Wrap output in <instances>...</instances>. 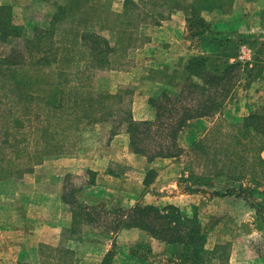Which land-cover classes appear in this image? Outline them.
I'll use <instances>...</instances> for the list:
<instances>
[{
	"label": "trees",
	"instance_id": "16d2710c",
	"mask_svg": "<svg viewBox=\"0 0 264 264\" xmlns=\"http://www.w3.org/2000/svg\"><path fill=\"white\" fill-rule=\"evenodd\" d=\"M93 5L94 0H63L62 4L57 5L56 12L47 28H36L31 38L25 41L24 51L13 48L9 55L0 59V87L3 84L5 90L1 94L4 99L9 100L8 108L5 107L6 111H2L0 108V119L5 117L6 120H9L6 121L7 125H3L1 128L0 158L9 154L8 148H17L15 142L20 144V141H27L28 132H19V129L24 124L22 117L32 113L28 112V109H24L25 111L21 113L12 111L18 100L29 103L41 101V105L46 108V117L50 119L53 115L58 118L63 116V122L66 124L64 127H60L61 139L63 138L60 141H56L54 136L56 131L52 125L48 124V127L37 125L35 130L44 133L42 138L45 136L48 138L42 144L39 142L40 137H37L36 150L33 153L28 152V145H24V143L16 149L18 153L24 151L25 162L16 165L15 160L11 158L0 159V181L7 180L14 174L20 176L24 172H31L32 167L39 164L44 157L61 154L62 147L66 146L64 142L72 140L79 132L80 123L81 125L97 124L116 117L121 119L122 123L127 124V133L130 136V144L134 152L150 160L177 158L186 152L177 143L178 133L184 123L196 118L213 117L222 110L223 102L233 86L232 73L239 68L238 63L227 61L228 57L224 51L226 47L223 48L222 43L221 50L214 56V59L216 57L220 63L219 65L208 67L212 55L190 57L184 67L187 74L181 81L183 82L182 87L172 93H169L166 88L162 90L157 99L150 100V104L156 110L153 121H133L130 111L120 103L122 95L95 93L89 89L83 92L84 86L79 81L71 79L72 73L68 72L72 69L69 66L76 62L74 52L78 51L86 58L85 66L88 65V68L111 70L114 68L112 59L119 53H125L130 47H134V41L137 39L134 34L136 31L133 29L134 26L136 29L137 23L135 25L116 23L119 17L128 18L126 19L127 23L135 20V14L131 7H135L136 3L132 0H124V12L121 15L111 12L104 13L106 14L105 20L109 21L110 19L114 22L107 26L116 34L114 45H111L96 29L89 26L88 29L86 28L90 16L102 19L98 15L99 10ZM132 15L134 18H129ZM190 15L186 20L190 28L200 25L205 27L202 19L198 17L196 9H192ZM81 24H84L83 29L77 28ZM101 25L105 27L108 24L102 22ZM16 31L17 28L11 26L8 17L3 23L0 20L1 41L14 33L18 36L20 32ZM188 31L191 38L202 35L201 31L195 32L191 29ZM206 35L209 36L207 33ZM217 36L225 41L237 38L241 42L245 38H252L239 34H217ZM80 47L85 51H79ZM24 54L28 56V63L25 61ZM52 63H56L59 76L66 75V77L57 80L56 84H50L51 91L47 95H45L47 91L43 90L38 93L36 77L39 73L36 76L28 77L23 69L26 67L33 71H39L38 68L49 67ZM82 72L84 73V70ZM79 74L80 72L77 71L75 75ZM90 78L88 76V81ZM194 79H199L201 83ZM59 111L61 112L58 113ZM33 114L39 121L44 112ZM218 128L219 130H214L209 136L211 141L207 142V145L204 138L208 136L203 137L189 148L196 163H207L204 166L208 173L190 175L186 182H190L193 187L186 186L183 192L205 193L194 187L203 186L212 189L215 180L223 177V187L215 189L210 193V196L234 195L243 198L257 215L262 216L264 213L263 204L255 199L256 195L254 194L262 183L256 179L255 174H252L251 184L241 183V179L245 176L249 165L253 166V170L262 174L264 178V162L260 157L264 148V112H251L242 119L241 123L231 125L227 133H224L221 127ZM41 145L42 149L39 148ZM229 181L238 183L229 185L231 183ZM149 183L150 181L147 184ZM109 227L112 229V233L123 229L137 228L146 231L151 237L163 241L165 244H180L182 246L181 264H209L213 253H215L205 249L207 235L200 226L197 215L194 213L192 217H184L180 210L174 206H165L160 209L146 205L135 206L128 211L119 210L113 220V225ZM57 252L61 253L60 264H74L71 259L72 251L62 248ZM41 254L43 253L41 252ZM112 255V252L109 251L102 264H110ZM52 258V255H47L42 259L41 264H52Z\"/></svg>",
	"mask_w": 264,
	"mask_h": 264
},
{
	"label": "rangeland",
	"instance_id": "374dc122",
	"mask_svg": "<svg viewBox=\"0 0 264 264\" xmlns=\"http://www.w3.org/2000/svg\"><path fill=\"white\" fill-rule=\"evenodd\" d=\"M42 2V0H39ZM45 2H49L50 13L47 15L45 14L46 11H41L39 9H26V11H19L22 7H27L29 0H22V3H18L17 7L19 11L15 14L13 19V24L11 26H15L17 28V33L20 32L18 36L15 33L11 36H6L3 41L0 42V59H3L5 56L9 55L11 49L23 50L25 41L31 38V35L34 33L36 28L44 29L47 28L49 21L51 20L52 16L56 12V7L58 4H62L63 0H43ZM123 1V2H122ZM136 3L135 7H131L135 20L132 22L127 23L124 17H119L116 20L117 24L121 25H131V24H138V26L134 30L136 31L135 37L137 38L134 47H130L125 53H119L112 59L114 71L115 69L120 70H127V68L141 66L146 67L147 64H152L155 61L167 62L172 61L174 58L170 55L167 50V47L162 46L161 44L156 45L158 43V36L159 33L154 31L148 33L145 30L148 28H154L156 26L166 27L168 19L170 18L172 13L179 12L180 18H185V27L183 33V40L189 43V50H194V54L188 57H180L175 58L177 60L176 65L180 64L181 62H187L190 57L199 56V55H212V60L209 62L208 67L219 65L216 56L221 47H226L225 54L227 55V61L229 63H238L239 68L234 70L232 73L233 75V86H231V90L229 91L227 97L224 100L223 108H228L229 104H235L237 106H244L248 103L249 100L252 98H261L264 101V0H132ZM95 8L99 11L98 15L102 17V19L97 18H90L88 19L87 29L88 26L96 29L100 34L105 37L111 45L116 43V34L114 31L110 29L113 20H105L106 14L105 12H111L113 14L121 15L124 12V0H94ZM192 7V8H190ZM28 8V7H27ZM192 9H196L198 12V17L202 19L205 24V27L202 25L200 26H188V22L186 21L190 15V11ZM43 16V17H42ZM205 16V17H204ZM133 15L129 18L133 19ZM12 22V21H11ZM102 22L107 23L105 27L101 25ZM78 24V23H76ZM84 24L79 25L77 28L83 29ZM193 30L195 32L201 31L202 35L191 38L189 37V31ZM10 30V29H9ZM166 30V29H165ZM150 31V30H149ZM147 35L149 36H146ZM207 34L209 36L207 37ZM211 34V35H210ZM217 34L224 35V34H239L250 36L252 38H245V40L238 41L236 40H229L225 41L220 39ZM15 35V36H14ZM212 36V38H211ZM206 37V38H205ZM151 39H155L154 43L149 42ZM153 44L154 52L151 49V58L148 57L147 50L150 49L148 47L149 44ZM222 43V46H221ZM178 47V45H177ZM138 49H142L138 52ZM79 51H85L84 48L80 47ZM157 52V54H156ZM168 52V53H167ZM25 55V61L28 63L29 59L28 56ZM153 55V56H152ZM75 57V64H71L72 69L68 70V72L72 73L70 77L73 80L79 81L83 86V92H86L88 89L95 93L101 94H118L122 95L121 102L125 108L129 109L128 103L125 101L126 98L130 96L131 89L128 86L122 87H114V80L115 78L112 77L111 70H100V69H91L88 68V65L85 66L86 58H84L80 52H74ZM150 61V62H148ZM170 63V62H169ZM181 66L180 68L173 69L172 66L171 71L167 72V66L160 71L159 74H152L153 78L160 79V83L166 80L168 75H173L174 81L177 80L174 84H164L166 88H168L169 93L177 92L179 88L182 87L183 82L182 80L185 79L186 74L184 71V67ZM39 71H33V69H27L26 67L23 69V72L27 74L28 77L36 76L37 73L39 75L36 77L37 83V92L40 93L42 90L47 91L45 95L51 91L49 88L50 84H56V81L60 79H64V77H60L57 69L56 63L49 65V67H41L38 68ZM84 70V73L82 72ZM77 71L80 72L79 75H75ZM173 71V73H172ZM67 72V71H66ZM142 72V71H141ZM147 76L151 77V73L147 72ZM88 76H90V81H88ZM194 81L201 83L199 79H194ZM86 86V88H85ZM52 87V86H50ZM164 87V89H166ZM220 89V88H218ZM225 89H227L225 87ZM3 84L0 87V108L2 111H6L5 107L8 108L9 100L4 99L2 97L1 92L3 91ZM5 91V90H4ZM213 93V91H212ZM159 97V95L157 96ZM156 97V99H157ZM257 98V99H258ZM23 101V100H22ZM17 101L15 104V108H12V111L24 112V109H28V112L32 114H28L22 117V121H24L23 126L19 129V132H28L26 135L25 142L20 141V144L15 142V146L21 147L22 143L24 145H28V152L33 153L36 150L37 137H40L39 142L42 143L45 141L48 136L42 138L44 133L40 130H35V127L44 125L48 127L52 125L55 129V138L56 141H60L61 134H60V127H64L66 124L63 122V116L59 118L53 115L52 118L46 117V108L41 105V101H34L33 103H29L27 101ZM262 101V102H263ZM12 107V106H11ZM155 108V107H154ZM222 110L220 112H222ZM62 111V110H61ZM59 111L58 113H60ZM255 111L264 112V105L257 108ZM36 112H44L41 114V118L39 121L35 118ZM81 113L80 111H78ZM220 114V113H218ZM0 119V140H1V128L3 125H7L5 117H1ZM5 118V119H4ZM119 119V118H118ZM38 121V122H37ZM41 122V123H40ZM38 123V124H37ZM40 123V124H39ZM79 132L72 138V140L65 141L66 146L62 147L61 154L58 155H65L71 154L74 152H81L86 151L88 152V125H81L79 124ZM235 124H229L224 117H218L212 126V130L208 132L204 137V142L209 143L211 140L209 136L215 130H219L218 127L224 130V133H227L230 129L229 127ZM38 135H37V133ZM19 139V138H17ZM202 139V138H201ZM209 140V141H207ZM44 143V142H43ZM42 143V144H43ZM179 146V145H178ZM42 145L39 147L42 149ZM17 148L9 149L8 148V155L3 156L4 158L0 159H12L15 160L16 165L20 164L21 162L26 161V156H24V151H20L19 153L16 152ZM191 148V147H190ZM82 152V153H83ZM55 156V155H49ZM46 156V157H49ZM57 156V155H56ZM44 157V158H46ZM181 159V160H180ZM182 164L179 165L182 167L181 174L176 179H171L170 182L176 180V186L178 191H183L184 187L192 186L190 182H186L189 180L190 175H200L204 172L208 173V170L204 165L207 163H196L193 160L192 151L187 149L182 155H180L179 160ZM250 161V160H249ZM251 163V161H250ZM247 167V165H246ZM252 167V168H251ZM258 169V168H257ZM210 171V170H209ZM216 171V170H214ZM247 172H245V176L241 179V183L251 184L250 180L252 179V174H255L256 179L262 183V185L258 188L257 192L254 193L255 199L262 202L264 207V178L263 175L258 173L256 170H253V166L249 165ZM260 172V170H258ZM32 172V171H31ZM30 172H24L22 175H13L8 179H20ZM212 176V173H210ZM209 175V174H207ZM7 179V180H8ZM91 180V179H90ZM153 180V179H151ZM4 180L0 181L3 182ZM215 182L216 188L223 187L224 185V178L216 179ZM84 180H76V179H69L66 178V182L64 185H69L68 190L71 191L73 183L76 185L73 187L74 194H76V189H79L83 184ZM231 182V181H229ZM238 182H231L229 185H235ZM170 184V183H169ZM254 185V184H253ZM66 186V189H67ZM148 187V184H147ZM71 188V189H69ZM72 194V192H71ZM76 198V195H74ZM79 201L75 203V211L78 213V220L81 218L83 220L88 219V227H80L79 229L75 230V234H70L68 231L62 232V240L70 238H77L82 237L81 232L85 234L83 238H85L86 243H88V253H90V247L94 246L95 244H104L105 238L112 237L116 233H112V229L109 227L113 225V220L116 218L119 210L128 211L130 209H123L119 206L118 203L114 201H107L101 202L94 206H90L91 208H95L92 212H81V207L83 204L82 200L79 198ZM246 203H248L245 200ZM164 203V201H163ZM77 204V205H76ZM223 204V203H222ZM79 205V206H78ZM249 205V204H247ZM216 207H223V211H216L211 212L209 210H205L204 212H200L199 216L201 217V221H199L200 226L203 228V231L207 235V241L205 244V249L208 251H214L212 259L209 264H230V258L234 260L231 264H254L252 258L264 257V213L262 216L256 214L255 210L252 213L244 211L242 206L236 204L234 202H228L223 205H217ZM165 206H162L163 208ZM160 208V209H161ZM132 209V208H131ZM225 209L227 211H225ZM98 213V214H97ZM184 217H192L195 213L198 215L196 209L193 211H188L186 214L180 212ZM220 214V215H219ZM93 220H92V219ZM198 218V217H197ZM92 221V222H91ZM77 230L79 232H77ZM70 231V230H69ZM80 234V235H78ZM113 235V236H112ZM110 240V241H111ZM157 240V239H156ZM162 244H157L156 249L153 254L151 251V247L149 246H139L136 248L129 249L127 251V258L124 255V252H120L119 247L117 248L114 240H112V244L110 245L109 251L112 252V259L110 264L114 262L118 264L116 261V257L120 258V263L123 262L124 264H181V253H182V246L180 244L177 245H168L165 244L163 241L157 240ZM110 244V242H109ZM100 246V245H99ZM67 249L65 246L59 245L57 247H52L46 244H40L37 251V257L33 258V254L28 258L26 261H18L15 264H41L42 259H44L47 255H52V264H60L61 260L59 256L61 255L60 252H57L58 249ZM96 248V247H94ZM104 248V245H103ZM119 249V250H118ZM162 249V250H160ZM72 251L70 249H67ZM108 251V252H109ZM41 252L43 254H41ZM162 252V253H158ZM73 255L71 257L74 264H89L93 263L96 264V260H92L90 255H93L91 252L90 255L88 253L83 252L82 254H75L72 251ZM94 256V255H93ZM127 259V261H125ZM129 258V259H128ZM236 258V259H235ZM103 261V260H102ZM102 264V262H101Z\"/></svg>",
	"mask_w": 264,
	"mask_h": 264
},
{
	"label": "crops",
	"instance_id": "0c3cea01",
	"mask_svg": "<svg viewBox=\"0 0 264 264\" xmlns=\"http://www.w3.org/2000/svg\"><path fill=\"white\" fill-rule=\"evenodd\" d=\"M18 3H22V0H0L2 23L8 17V21L13 24L15 14L21 9L22 11L29 8H31L30 11L33 8L40 11L45 9L47 15L51 12L50 7H52L49 2L43 0L42 2L29 0L28 8L20 9L17 7ZM18 9L19 11H17ZM184 27L185 18L181 19L179 12H176L171 14L166 27L156 26L144 29L148 33L154 31L159 33L158 43L154 42L155 39L148 40V43L153 41L156 45H165L168 52L172 53L169 56L170 59L174 56L172 61L161 63L155 61L145 65L146 67H142V63L140 67L132 66L124 71H118L119 68L115 69L116 71L111 69V76L115 78L114 87L128 86L132 91L125 102L128 103V110L133 121H153L156 110L150 104V100L156 98L164 90V87L166 88L164 84L169 85L177 82V80L174 81L173 75H168L166 80L160 83V79L153 78L152 74H159L166 66L167 72L171 71V66L173 69L183 67L185 62L180 61V64L178 62L176 65L175 58L182 56L186 58L194 54V50L188 49L189 43L182 38ZM146 36L149 35L146 33ZM154 43L148 45L150 49L147 50V52L149 51L147 55L149 58H151L149 56L151 49L154 52ZM140 50L142 49L137 51L142 52ZM146 71L151 73V77L147 76ZM258 97L252 98L241 107L237 106L235 101L213 117L196 118L185 122L177 136L179 147L185 151L192 147L194 143L212 130L214 121L218 117H224L229 124L241 123L244 117L264 105V101ZM82 152L43 158L39 164L32 167V172L26 176L0 182V264L26 261L32 254L35 258L40 244L52 247L63 244L65 248L74 251L75 254L88 253V243L83 238L85 235L83 231L81 232L82 237H68L62 240V232L68 231L70 234H75L76 229L88 227V219L80 218L78 220V213L75 211V203L79 201V198L85 204L81 207V212L87 213L95 210L90 206L107 201H114L123 209L146 205L158 208L174 206L184 214L196 209L199 212L197 217L200 221L202 220L199 216L200 212L209 210L215 213L224 210L223 207H216L215 204L223 205L234 202L242 206L244 211L250 213L254 211L243 198L234 195L210 196V193L215 189L221 188H216L215 185V188L212 189L203 186L194 187L205 193L178 191L176 180L171 182L170 180L176 179L181 174L180 168L182 167L179 163L182 164V162L178 161L180 156L150 160L134 152L130 144V136L127 133V124L122 123L118 117L97 124H89L88 152ZM260 157L264 162V148ZM67 177L84 180L81 187L76 189V194L73 189L76 186L74 183L72 189L69 188L71 191L68 190L69 185H64ZM215 182L217 181L215 180ZM225 211L227 210L225 209ZM77 232L79 231L77 230ZM110 240V237L105 238L104 244H95L90 247L88 255L93 252L94 256L90 255V257L92 260H96V264H101L110 249L112 240L117 248L119 247L120 252L125 253L126 258L129 249L149 246L152 248V253L156 254L154 252H156L157 244H162L146 231L137 228L120 230ZM122 259L125 260V258ZM233 260L230 258V264ZM116 261L119 264L120 258L116 257ZM250 262L264 264V257L257 256Z\"/></svg>",
	"mask_w": 264,
	"mask_h": 264
}]
</instances>
